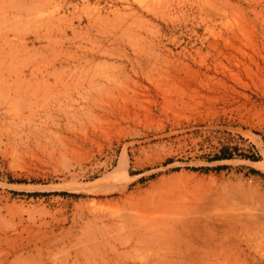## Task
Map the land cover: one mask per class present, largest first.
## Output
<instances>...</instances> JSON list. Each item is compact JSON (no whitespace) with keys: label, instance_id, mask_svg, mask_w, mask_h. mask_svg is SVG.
Returning a JSON list of instances; mask_svg holds the SVG:
<instances>
[{"label":"rangeland","instance_id":"374dc122","mask_svg":"<svg viewBox=\"0 0 264 264\" xmlns=\"http://www.w3.org/2000/svg\"><path fill=\"white\" fill-rule=\"evenodd\" d=\"M180 220L178 264H264V0H0L4 264L158 263Z\"/></svg>","mask_w":264,"mask_h":264},{"label":"bare ground","instance_id":"6f19581e","mask_svg":"<svg viewBox=\"0 0 264 264\" xmlns=\"http://www.w3.org/2000/svg\"><path fill=\"white\" fill-rule=\"evenodd\" d=\"M174 224H175V226H174L175 234L172 235V238L174 240H176V241L171 243L172 246H170V247L167 246L166 247V248H169V249H172V250L171 251L167 250V252L165 254H167V253H169V254H167L168 256L165 255L166 259L160 258L161 260L158 261V263H157V261H153V262L150 261L149 264H159V262L162 263V264L164 262L171 263V264H173V263H177L178 264V262H180V263L184 262V257H186L184 254L188 253V250H190V248L188 246V240L185 239V238L184 239H182V238L184 236H186L185 231H187V228L192 227V222L190 220H188V222H186V221L184 222V221L180 220V221H176ZM163 227L167 229V227H165V226H163ZM156 234L157 233H155L154 229L151 231V233H146V234L145 233H142V234L137 233L135 235L134 242L135 243L136 242H138V243L139 242H143L144 244H147L148 242L156 241V239H157L155 237ZM159 235H162L164 239L171 237L169 230L165 231V233H161ZM176 235H179L178 239L174 238ZM173 239H171V240H173ZM16 259H17V256H16ZM6 261H7V257H0V264H4ZM30 262H33V260H31ZM25 263H27V261ZM103 263H105V262H103ZM124 264H126V263H124Z\"/></svg>","mask_w":264,"mask_h":264},{"label":"trees","instance_id":"16d2710c","mask_svg":"<svg viewBox=\"0 0 264 264\" xmlns=\"http://www.w3.org/2000/svg\"><path fill=\"white\" fill-rule=\"evenodd\" d=\"M241 156H244V157H248V158H251V159H255L254 156H247L245 154H240ZM233 156V154L231 152H228V147L225 146V147H222L220 153L218 154H215L211 159H225V158H231Z\"/></svg>","mask_w":264,"mask_h":264}]
</instances>
